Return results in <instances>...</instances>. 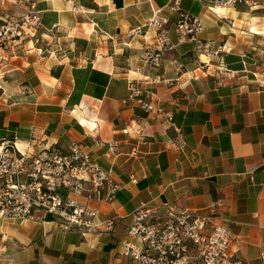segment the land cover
Segmentation results:
<instances>
[{
	"label": "crops",
	"instance_id": "crops-1",
	"mask_svg": "<svg viewBox=\"0 0 264 264\" xmlns=\"http://www.w3.org/2000/svg\"><path fill=\"white\" fill-rule=\"evenodd\" d=\"M32 4L40 41L0 47V130L22 151L81 143L125 187L112 203L90 202L100 220L118 218L112 235L65 233L51 217L0 220V264H138L121 254L136 210L207 213L217 200L230 254L264 264V0L211 9L197 0H0V16L20 17ZM156 11L174 44L182 12L203 25L199 41L164 53L158 68L144 62L155 49L145 25ZM133 80L150 81L153 107L173 113L172 122L129 101ZM113 141L121 145L114 161L106 156Z\"/></svg>",
	"mask_w": 264,
	"mask_h": 264
},
{
	"label": "built area",
	"instance_id": "built-area-1",
	"mask_svg": "<svg viewBox=\"0 0 264 264\" xmlns=\"http://www.w3.org/2000/svg\"><path fill=\"white\" fill-rule=\"evenodd\" d=\"M197 1L207 9H211L209 3L228 8L252 5V0ZM175 26L176 44L170 38L168 19L160 16L159 11L147 21L145 27L156 33L155 49L145 53L147 65L160 67L164 53L177 45L199 41L203 31L201 18L187 12L180 14ZM41 28L42 16L35 4L20 17L0 16V47L9 49L25 40L38 43ZM142 32L143 27H139L131 35ZM160 81L158 77L152 82ZM149 83V80L131 81L129 101L172 122L173 113L163 107H153L154 94L148 88ZM130 131L140 138L144 136L140 127L123 130L125 134ZM184 146L180 142V147ZM132 153H137V147ZM120 154V143H108V159L114 161ZM131 183H137V179L132 177ZM124 187L81 143H72L66 152L51 148L36 153L22 151L16 139L0 138V220L45 224L51 217L65 233L112 235L118 218L100 220L99 212L90 202L112 203ZM77 197L84 201L80 202ZM223 207L222 200L215 201L207 213L175 204L144 205L134 212L132 224L125 228L127 238L121 243V254L138 264H245L230 254L232 234L220 216Z\"/></svg>",
	"mask_w": 264,
	"mask_h": 264
},
{
	"label": "trees",
	"instance_id": "trees-1",
	"mask_svg": "<svg viewBox=\"0 0 264 264\" xmlns=\"http://www.w3.org/2000/svg\"><path fill=\"white\" fill-rule=\"evenodd\" d=\"M0 138L2 140H5V139L14 140L15 139L13 135L8 134L7 132H5V130H0Z\"/></svg>",
	"mask_w": 264,
	"mask_h": 264
},
{
	"label": "bare ground",
	"instance_id": "bare-ground-1",
	"mask_svg": "<svg viewBox=\"0 0 264 264\" xmlns=\"http://www.w3.org/2000/svg\"><path fill=\"white\" fill-rule=\"evenodd\" d=\"M18 146H19V143H18ZM20 147V146H19ZM21 148V147H20ZM22 150V149H21Z\"/></svg>",
	"mask_w": 264,
	"mask_h": 264
}]
</instances>
